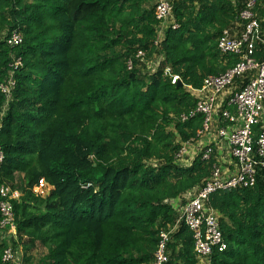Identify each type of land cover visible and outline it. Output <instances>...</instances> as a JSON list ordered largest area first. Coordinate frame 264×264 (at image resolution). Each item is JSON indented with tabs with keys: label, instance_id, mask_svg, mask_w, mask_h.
<instances>
[{
	"label": "trees",
	"instance_id": "1",
	"mask_svg": "<svg viewBox=\"0 0 264 264\" xmlns=\"http://www.w3.org/2000/svg\"><path fill=\"white\" fill-rule=\"evenodd\" d=\"M244 2H176L178 27L156 47L146 0H0V85L14 80L9 100L0 88V186L20 193L13 205L23 264H152L160 232L179 219L170 201L201 187L215 163L216 147L210 161L176 162L204 119L181 115L196 106L190 88L238 61L217 41ZM13 30L22 34L16 46L7 42ZM139 50L162 56V67L143 72ZM42 182L49 190L35 191ZM208 205L227 248L206 264H264V169L253 186L214 192ZM167 251L164 264H201L183 220Z\"/></svg>",
	"mask_w": 264,
	"mask_h": 264
},
{
	"label": "built area",
	"instance_id": "2",
	"mask_svg": "<svg viewBox=\"0 0 264 264\" xmlns=\"http://www.w3.org/2000/svg\"><path fill=\"white\" fill-rule=\"evenodd\" d=\"M146 1L148 7L154 9L158 21L154 44L159 47L166 30L178 27L173 19V10L175 3L181 0ZM152 1L154 4H151ZM257 5L258 0H245L239 21L225 29L217 41L220 54L236 57V64L223 73L206 76L200 89L190 88L197 99L196 106L182 114L181 118L186 121L196 114H202L203 125L195 137L182 143L175 154L176 162L188 167L198 155H201L202 160L210 161L213 147H216L217 156L209 178L201 187L170 201L179 213V219L174 228L160 232L152 264L168 261L167 246L181 220L193 232L194 252L201 264H206V258L215 250H226L227 243L221 231L219 216L208 205L209 197L217 191L253 186L258 170L264 169V58L257 57L259 45L264 49V14L263 18L258 16ZM7 42L12 46L19 45L22 34L13 30ZM137 58L154 72L162 67L164 61L162 56L147 59L142 50L138 51ZM19 65L21 60L17 59L14 66ZM128 67H133L132 60L128 61ZM169 71L170 68L164 66V72L169 74ZM172 81L180 82L179 76L173 75ZM13 86V74L0 85L7 100ZM224 149L228 152L233 168L227 167L222 156L219 157L217 150ZM4 161L5 155L0 146V170ZM45 184L42 182L35 191L44 189ZM19 197V191L9 185L0 186V241L6 244L2 254L4 264H23L13 205V200Z\"/></svg>",
	"mask_w": 264,
	"mask_h": 264
},
{
	"label": "crops",
	"instance_id": "3",
	"mask_svg": "<svg viewBox=\"0 0 264 264\" xmlns=\"http://www.w3.org/2000/svg\"><path fill=\"white\" fill-rule=\"evenodd\" d=\"M154 1H156V0H154ZM154 1H152L151 2V4H154ZM235 24V23H234ZM233 24V25H234ZM231 27V26H230ZM218 151V154H219V157H221L222 156V158H223V160H225V165L228 167V166H230V167H232L233 168V165H231L230 164V159H229V157L227 156V151H226V149H224L223 151H221V150H217ZM46 189V187L44 188V190ZM49 190V188H47V190H45L46 192ZM21 248V251L23 252V249H22V246L20 247ZM43 253V251L40 249V248H38L37 250H35L34 251V256H36V253Z\"/></svg>",
	"mask_w": 264,
	"mask_h": 264
},
{
	"label": "rangeland",
	"instance_id": "4",
	"mask_svg": "<svg viewBox=\"0 0 264 264\" xmlns=\"http://www.w3.org/2000/svg\"><path fill=\"white\" fill-rule=\"evenodd\" d=\"M147 7H148V5H147ZM156 56H158V55H156ZM152 62V61H151ZM143 67V72H147L148 74H152L154 71L153 70H149L147 67L145 68L144 66H142ZM46 185V184H45ZM47 186H46V189L45 190H47ZM41 256V253H36V256H35V259H36V261L39 259V257Z\"/></svg>",
	"mask_w": 264,
	"mask_h": 264
}]
</instances>
